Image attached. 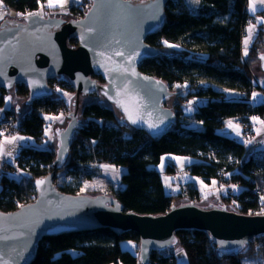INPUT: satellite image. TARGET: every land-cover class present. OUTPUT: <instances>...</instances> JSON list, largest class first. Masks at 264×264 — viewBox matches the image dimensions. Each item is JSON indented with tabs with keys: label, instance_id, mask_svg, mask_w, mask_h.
I'll use <instances>...</instances> for the list:
<instances>
[{
	"label": "trees",
	"instance_id": "trees-1",
	"mask_svg": "<svg viewBox=\"0 0 264 264\" xmlns=\"http://www.w3.org/2000/svg\"><path fill=\"white\" fill-rule=\"evenodd\" d=\"M3 10L22 17L25 11L44 9V14L58 15L44 6L46 0H0ZM140 1V0H136ZM247 0H168L164 8L162 26L146 38L160 54L140 63L141 72L161 79L174 94L170 106L175 121L166 134L151 137L146 132L119 125L121 116L112 104L99 100L85 103L78 113L80 126L73 137L64 166L71 178L56 188L65 193L78 194L84 178L100 174V165L123 168L121 185L110 192L123 207V212L140 215H159L171 205L203 200L197 188L181 182L185 192L165 191L163 175L173 177L178 172L173 163H167L162 172L154 166L162 155L187 157L193 162L186 171L205 183L216 180L229 185L232 194L220 196L218 205H228L233 199L243 214H264V150L247 152L248 132L254 126L252 117L264 121V98L251 99L255 89L264 97V86L253 82L255 68L259 70L258 54L263 51V25L247 54L242 50V29L247 15ZM89 0H80L70 7V15L79 17L89 6ZM167 42V44L165 43ZM75 46L74 39H68ZM177 45V47H168ZM264 74V72H261ZM52 91L59 86L75 93L63 76L50 79ZM180 87H177V86ZM16 97L27 98L24 84L13 87ZM0 92V107L4 94ZM98 94V93H96ZM99 95V94H98ZM202 99L191 114L185 112L190 99ZM169 98L166 99L165 105ZM168 106V105H167ZM28 110L6 109L0 120L2 131L19 132L34 138L44 147H24L16 157L26 175L1 176L0 210L10 212L35 199V178L53 171L56 146L45 144L44 114H67L71 105L62 96L51 95L35 100ZM10 118L16 121L13 126ZM230 120L241 127V136L224 133ZM193 124L192 127L189 124ZM61 170V169H60ZM58 170L57 172H59ZM256 188V191H253ZM89 194H97L85 192ZM177 244L187 257V264H264V234L243 246L237 254H219L205 231L178 230ZM132 240L134 252L120 247V241ZM139 237L133 231L114 234L107 228L63 233L44 237L36 246L30 264H139ZM172 249L151 251L148 264H173Z\"/></svg>",
	"mask_w": 264,
	"mask_h": 264
},
{
	"label": "water",
	"instance_id": "water-1",
	"mask_svg": "<svg viewBox=\"0 0 264 264\" xmlns=\"http://www.w3.org/2000/svg\"><path fill=\"white\" fill-rule=\"evenodd\" d=\"M167 1L90 0L79 17L31 13L0 21V92L24 84L28 89L25 104L30 105L51 96L48 82L63 76L77 95L65 126L55 129L53 171L33 180L35 199L14 211L0 210V264H30L44 237L102 228L114 234L135 232L139 264L149 263L151 251L176 248L178 230L207 232L219 254L225 255L237 254L264 234V214L239 213L215 200L202 201L203 207L182 202L159 215H140L123 212L112 194L65 193L54 184L80 126L82 104L102 99L117 110L119 122L153 138L171 128L175 113L170 106L175 99L170 97L174 92L161 79L139 69L144 60L167 55L146 42L162 26ZM71 38L76 43L73 47L68 45ZM261 57L264 49L258 54L257 72H264ZM93 93L99 97L86 96ZM129 117L137 122L133 124ZM149 124L157 127L149 128Z\"/></svg>",
	"mask_w": 264,
	"mask_h": 264
},
{
	"label": "rangeland",
	"instance_id": "rangeland-1",
	"mask_svg": "<svg viewBox=\"0 0 264 264\" xmlns=\"http://www.w3.org/2000/svg\"><path fill=\"white\" fill-rule=\"evenodd\" d=\"M79 1L80 0H67V2L64 3L63 6H61L60 0H46L44 6H46L50 10H52V13H57L59 16L67 18L69 16L71 17L70 7L78 5ZM50 4H51V6H50ZM39 11L41 14H44V9H41ZM6 17L16 19L20 16L18 14H10L8 12L6 13L4 10L1 9L0 10V21ZM252 21H253V19H252ZM252 21H250V23ZM258 28H259V25H258ZM258 31H259V29H257V32ZM257 34L258 33H256L255 36H257ZM254 39H255V37H254ZM251 45H252V43H251ZM251 45H250V47H251ZM254 73L257 75L256 71H254ZM52 94L64 97L67 100V102H69V104L71 105V108L73 107L72 103L73 102L76 103V100H77V95L75 93H72L68 89H65V88H62L59 86L54 88ZM80 95H85V94H80ZM86 96L99 97V95L96 93L86 94ZM16 98L17 97H15L12 93L6 92L4 94V104H3L4 108L12 109V110H15L17 107L19 108V106L22 103L20 104V103L15 102ZM99 101H102L104 103V100H102V99H99ZM189 101H191L192 103L188 104V106L185 108V112L187 114H191L193 112V110L196 108V106L199 105L200 103H202L203 100L199 99V98H195V99H190ZM23 104H24V101H23ZM83 105L84 104L80 105V108ZM66 121H67L66 114H64V115L62 113L44 114V128H43V130H44V135L46 136V141H45L44 145L51 142L54 146H56V138L54 135L55 129L59 128V127L60 128L64 127L66 124ZM189 125L192 127L193 124L191 123ZM246 136H248V135H246ZM247 139H248V137H247ZM179 158L183 159V160H187V159H185L186 157L177 156V155H173V154L162 155L159 163L157 165H155L154 167H156L157 169H163L167 163H170V161H175L177 163L178 168H180L181 166H180L179 161H178ZM100 168H101L100 174H98L97 176L90 177V178L89 177L84 178L82 180L79 193H85V192L100 193L104 190L106 191L107 189H111V190H107L106 193H110V192L115 193L116 187L118 185V182H119L120 176H121L120 171L116 167L109 166V165H104V166L100 165ZM180 172H178V173H180ZM105 177L108 178L109 180H111L112 182H108ZM70 178L71 177L69 175H67L66 170L64 171V169H61L58 172V176L56 179V185L57 184L60 185L64 181H69ZM171 179H172V177L163 176V183H164L165 191L168 193H176L178 190L174 189V188L172 189L170 187ZM224 186H223V188H225ZM219 193H220L219 190L206 191L203 193L204 197H203L202 201H207V200L218 201V199L220 198ZM211 198H213V199H211ZM120 247L122 249H126V250H129L131 252H134L135 243L132 240H122V241H120ZM172 251L174 253V258H175L173 264H187L186 254H185L184 250L182 248H180V246L178 244H177V247L174 248ZM246 264H255V263L248 262Z\"/></svg>",
	"mask_w": 264,
	"mask_h": 264
},
{
	"label": "crops",
	"instance_id": "crops-1",
	"mask_svg": "<svg viewBox=\"0 0 264 264\" xmlns=\"http://www.w3.org/2000/svg\"><path fill=\"white\" fill-rule=\"evenodd\" d=\"M250 3L255 8V11H253L252 7H250ZM1 9L3 10V5L0 1V10ZM247 13L249 14V16L252 17L253 21L247 25L245 33L242 36V50H243L244 54H245V52L247 53L248 48L250 47L251 43L254 40V37L257 33L258 25L262 24L263 28H264V0H249ZM250 26H252V27L250 28ZM245 40L248 41L247 46H245ZM256 73H257V75L254 73L256 80L258 81V83L261 86H264V74L260 73V72L258 73L257 71H256ZM8 92L12 93L14 95L13 90H10ZM254 92L257 93L258 95L255 99H253V96H251V99L254 102L262 101L264 98L263 93L257 89H255L253 91V93ZM23 101L25 104L24 98L17 97L15 99V102L20 103V104L22 103L18 108V110L21 114L26 112L29 109L28 105L23 104ZM5 110H6V108H4V106L0 107V120L4 119ZM10 121H11V124L13 126L16 124V121L13 120V118H10ZM230 121H232L234 125H238L239 127H238V129L237 128H229L228 125L226 124V127L223 130L224 133L226 135H229V136L240 137L241 136V127L239 125V122L236 120H230ZM253 122H254L253 128L255 130V133L251 136H249L247 134L248 140H252L253 144L251 146H248V143H247V152L264 150V123H261L264 121L257 118L255 120H253ZM237 131L239 132V135H237ZM12 137H23L24 139L15 140V141L9 143L8 141H10ZM50 145L54 146L51 142H50ZM24 147H44V146L41 144L40 145L37 144L35 142L34 138H32L28 135L21 134L19 132H11L9 135H2L1 134V136H0V148H2L3 151L10 152L11 155L5 156L2 154V152H0V170H1V166L4 163V161H15L19 152ZM185 159H187V160H183V159L179 158L178 161H179V164L181 166L180 168H178L177 163L175 161H170V163H173L175 165L178 172L185 170L182 174H179L177 172L176 175L174 177H172L171 182H170V187L172 189L174 188V189H177L179 191L181 188V182H183V183L186 182V183H189L190 186L197 188L201 196H203L204 192L209 191V190L210 191L211 190H219L220 191L219 196H221L222 192L224 191L223 185L218 184V182L216 180H211L209 183H205L202 180H200L199 178L189 174L188 171H186L185 167L187 165L191 164L193 162V160L190 158H187V157ZM104 165L113 166L110 164H103L102 166H104ZM113 167H116L120 171V175L122 174V172H123L122 167H118V166H113ZM163 169H157V170L159 172H162ZM12 174H15V175L19 174L20 175L22 173L13 172ZM163 176H167V175H163ZM106 179L108 182H112L108 178H106ZM120 185H121V182L119 180L117 186H120ZM0 188H1V173H0ZM107 190H111V189H107ZM107 190L102 191V193H106ZM211 199H213V198H211ZM218 201H219V199H218ZM135 248H136V244L134 247V251H135ZM110 264H113V263H110Z\"/></svg>",
	"mask_w": 264,
	"mask_h": 264
},
{
	"label": "built area",
	"instance_id": "built-area-1",
	"mask_svg": "<svg viewBox=\"0 0 264 264\" xmlns=\"http://www.w3.org/2000/svg\"><path fill=\"white\" fill-rule=\"evenodd\" d=\"M89 1H90V0H89ZM248 2H249V0L246 1V4H245V6H244V11H245V12H246L247 9H248ZM31 13H40V11H39V9H36V10H34V11H32V12H31V11H25V12L22 13V16H24V15H28V14H31ZM250 21H252V17L249 16V15H247L246 18H245L244 25H243L242 35L245 33L246 27H247V25L250 23ZM255 37H256V36H255ZM252 80H253V82H255V83L257 82L255 76H253ZM122 123H123V122H119L118 124L121 125ZM254 133H255L254 128H251L248 132H246V135L248 134L249 136H251V135H253ZM9 134H10V131H9L8 129L2 131V135H9ZM247 140H248V139H247ZM248 141H251V143H248V146H251V145L253 144V141H252V140H248ZM73 142H74V141H72L70 148H72V147L74 146ZM63 168H64V167H63ZM184 171H185V170H182L179 174H182V172H184ZM13 172H20V173H22V174H20V175H26V172H25L22 168H20V167L18 166L16 160H15V161H4V163H3L2 166H1V170H0L1 176H2V175H9V174H12ZM57 176H58V172L56 171V176H55V179H54V184H55V186H56V179H57ZM223 186H224V185H223ZM224 187H225V188H224V191L222 192L221 196H223V197H228V196H230V195L232 194V189H231V187H230L229 185H225ZM116 189H117V187H116ZM181 190H182L183 192H185V188L182 187V186H181ZM253 191H256V188H253ZM115 192H116V190H115ZM228 198H229V197H228ZM226 206H229V208H230L231 210H233L232 208H236V207H238L237 203H236L233 199H230L228 205H226ZM233 211H235V210H233Z\"/></svg>",
	"mask_w": 264,
	"mask_h": 264
},
{
	"label": "snow or ice",
	"instance_id": "snow-or-ice-1",
	"mask_svg": "<svg viewBox=\"0 0 264 264\" xmlns=\"http://www.w3.org/2000/svg\"><path fill=\"white\" fill-rule=\"evenodd\" d=\"M60 2H61V6H63V4L64 3H66L67 2V0H60ZM50 6H51V4H50ZM250 7H252V9H253V11H255V8L252 6V4L250 3ZM31 15V14H30ZM252 26H250V28H251ZM166 44H167V42H165ZM247 43H248V41L247 40H245V46H247ZM168 47H177V45H168ZM245 54H247L246 52H245ZM117 55H123L122 53H117ZM261 59H264V57H261ZM177 87H180L179 85L177 86ZM257 93H253L252 94V96H253V99H255L256 97H257ZM192 102L191 101H189V104H191ZM129 119H131V122L133 123V124H135L137 121L135 120V119H132L131 117H129ZM252 119L253 120H255V119H257L256 117H252ZM261 123H264V122H261ZM227 125H228V127L229 128H237L238 129V125H234L233 124V122L232 121H228L227 122ZM155 127H157V125H155V124H149V128H155ZM237 135H239V132L237 131ZM22 139H24L23 137H12L11 138V140L10 141H8L9 143H11V142H13V141H15V140H22ZM247 143H251V141H247ZM0 152H2V154L3 155H5V156H7V155H11V153L10 152H7V151H3V149L2 148H0ZM43 183V181H37V184L39 185V184H42ZM262 199H264V198H262ZM175 241L173 240V243H174Z\"/></svg>",
	"mask_w": 264,
	"mask_h": 264
},
{
	"label": "flooded vegetation",
	"instance_id": "flooded-vegetation-1",
	"mask_svg": "<svg viewBox=\"0 0 264 264\" xmlns=\"http://www.w3.org/2000/svg\"><path fill=\"white\" fill-rule=\"evenodd\" d=\"M72 17V16H71ZM16 19H20V17H18V18H16ZM97 81H99L100 83H102V81L99 79V78H97Z\"/></svg>",
	"mask_w": 264,
	"mask_h": 264
}]
</instances>
